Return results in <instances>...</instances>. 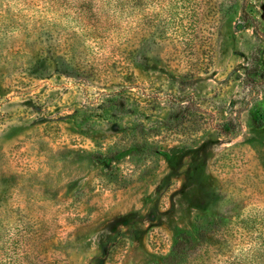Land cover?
Listing matches in <instances>:
<instances>
[{"label":"rangeland","instance_id":"obj_1","mask_svg":"<svg viewBox=\"0 0 264 264\" xmlns=\"http://www.w3.org/2000/svg\"><path fill=\"white\" fill-rule=\"evenodd\" d=\"M101 6L0 0V264H163L197 219L231 224L229 250L245 247L243 223H264V128L251 123L264 100V0ZM122 87L128 122L160 123L183 96L203 115L196 145L170 141L127 186L130 167L117 162L125 172L112 177L95 161L121 134L100 104Z\"/></svg>","mask_w":264,"mask_h":264},{"label":"trees","instance_id":"obj_2","mask_svg":"<svg viewBox=\"0 0 264 264\" xmlns=\"http://www.w3.org/2000/svg\"><path fill=\"white\" fill-rule=\"evenodd\" d=\"M104 9L103 16H107L110 11L116 15L126 13L122 10L125 2L130 0H97ZM112 1H115L112 3ZM84 7H81V9ZM119 9V10H117ZM88 14L87 8L83 10ZM93 12H89L92 16ZM248 19V16H246ZM135 58V51L128 52ZM126 54V56H129ZM48 62V59L41 57ZM74 60V58H73ZM43 61V62H44ZM67 61V60H66ZM36 62L35 68L30 69L28 75L35 76L39 71ZM76 64V63H75ZM67 69L68 64L65 61L61 63ZM40 66V65H39ZM76 69H80L76 64ZM74 71L77 72V70ZM131 93V91H129ZM127 87H122L116 92L108 94L100 104L101 112H111V118H108L109 124L120 128L121 134L115 138L106 152H98L95 155V161L103 165L109 171V175L114 177L125 172L117 162L127 165L128 171L125 173L124 185H130L135 180L150 175L159 165L160 158L164 149L170 141L176 140L183 146L189 147L196 145L200 138L201 129L199 119L203 117L195 100L190 96H183L171 100L170 111L166 119L160 123L149 125V120L142 115L138 116L134 123L126 120L129 106L130 95ZM257 107L255 116L251 123L256 129L264 128V100L256 102ZM222 133L231 134L234 131L232 124H224ZM240 229L245 232L240 236H249L245 247L229 250L234 247L233 242L238 241V233L233 231L231 224L223 222L222 219H197L195 224V234H180L171 247L170 252L163 258V264H264V223L247 224L243 223ZM257 230L256 234L251 231ZM235 235H231V234ZM246 233V234H245ZM227 249V254L222 253ZM153 264V263H152ZM158 264V263H156Z\"/></svg>","mask_w":264,"mask_h":264}]
</instances>
